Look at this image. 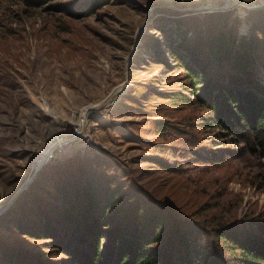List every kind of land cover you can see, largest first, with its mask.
<instances>
[{
    "label": "rangeland",
    "instance_id": "374dc122",
    "mask_svg": "<svg viewBox=\"0 0 264 264\" xmlns=\"http://www.w3.org/2000/svg\"><path fill=\"white\" fill-rule=\"evenodd\" d=\"M79 4L0 0V209L37 168L56 161L42 180L58 175L80 183L96 171L123 193L136 183L160 194L175 191L191 201L183 211H199L194 219L208 225L264 213V159L244 144L221 150L212 142L218 130L197 128L206 108L169 99L188 82L184 64L171 56L182 36L190 43L199 27L216 32L225 12L228 27L238 22L247 34L264 0H111L80 18L61 8ZM258 76L264 83V72ZM161 118L172 123L165 134L155 130ZM217 150L226 161L206 162ZM35 178L25 189L36 187ZM29 188L1 219L31 198L48 206L39 187ZM44 241L16 234L10 222L0 226V244L32 256L34 264L65 259Z\"/></svg>",
    "mask_w": 264,
    "mask_h": 264
},
{
    "label": "trees",
    "instance_id": "16d2710c",
    "mask_svg": "<svg viewBox=\"0 0 264 264\" xmlns=\"http://www.w3.org/2000/svg\"><path fill=\"white\" fill-rule=\"evenodd\" d=\"M27 1L41 6L51 0ZM109 3L111 0H80L75 7L61 8L80 18L97 13ZM255 10L252 12L262 17L264 11ZM228 16L225 12L216 32L199 27L190 43L182 36L174 45L171 56L184 64L188 82L184 87L187 91H177L169 99L206 108L208 112L196 123L197 128L218 130L212 142L223 146L221 150L244 144L251 154L264 159V83L258 76L264 72V18H251L252 25L244 34L239 32L238 22L228 27ZM154 123L160 134L172 127L164 118ZM207 158L212 164L226 161L220 150ZM55 162L40 170L36 187H28L33 192L39 187L50 202L48 206L38 207L35 198L31 204V198V205L15 206L10 218L11 210L7 217H0V226L10 222L16 234L47 240L43 244L65 253L68 264H264V213L253 219L217 220L208 225L194 219L199 211H183L191 201L182 200L175 191L160 194L136 183L123 193L116 181L109 184L106 179L98 180L96 171L81 177L80 183L61 181L58 175L42 180L47 168L56 167ZM166 170L174 168L169 165ZM102 238L105 242L100 245ZM3 244L0 264H34L32 256L25 257Z\"/></svg>",
    "mask_w": 264,
    "mask_h": 264
},
{
    "label": "water",
    "instance_id": "95a60500",
    "mask_svg": "<svg viewBox=\"0 0 264 264\" xmlns=\"http://www.w3.org/2000/svg\"><path fill=\"white\" fill-rule=\"evenodd\" d=\"M256 6V5H255ZM46 161V159H45ZM42 167H39L35 170L34 174L28 179V181H26L22 187L18 190L17 194L8 202L6 203L5 206H3L1 209H0V213H2L4 210H6L16 199H17V196L21 193V191H23L27 186L28 184H30L34 178L36 177V175L38 174V172L41 170Z\"/></svg>",
    "mask_w": 264,
    "mask_h": 264
},
{
    "label": "bare ground",
    "instance_id": "6f19581e",
    "mask_svg": "<svg viewBox=\"0 0 264 264\" xmlns=\"http://www.w3.org/2000/svg\"><path fill=\"white\" fill-rule=\"evenodd\" d=\"M85 112V111H84ZM42 161H37V165L36 166H39L41 164Z\"/></svg>",
    "mask_w": 264,
    "mask_h": 264
}]
</instances>
